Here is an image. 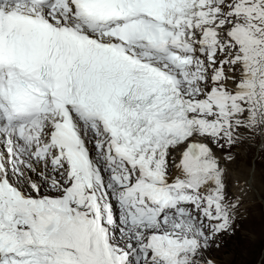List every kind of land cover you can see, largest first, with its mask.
<instances>
[{
  "label": "snow or ice",
  "instance_id": "1",
  "mask_svg": "<svg viewBox=\"0 0 264 264\" xmlns=\"http://www.w3.org/2000/svg\"><path fill=\"white\" fill-rule=\"evenodd\" d=\"M256 137L264 0H0V264H264Z\"/></svg>",
  "mask_w": 264,
  "mask_h": 264
},
{
  "label": "rangeland",
  "instance_id": "2",
  "mask_svg": "<svg viewBox=\"0 0 264 264\" xmlns=\"http://www.w3.org/2000/svg\"><path fill=\"white\" fill-rule=\"evenodd\" d=\"M261 144L262 141L259 137L255 139L246 138L232 149V152L236 156L233 167L240 171L244 166L251 165V168L259 175L257 176L259 180L256 185L262 190V192L260 191V197L256 194L253 195V199H251V193H254V191L250 190V194L247 193V196L251 201L245 197L248 211L247 215L240 221L241 228L235 238L240 251H243L245 246H251L254 240L253 244L258 246L261 233L264 231V147H261ZM245 148L248 150L246 154L244 153ZM246 155H249L248 159L245 157ZM232 243L233 241L230 240L229 244L231 245ZM220 255L224 259H231V256H224L223 253ZM236 260L237 264H241L242 257L237 256Z\"/></svg>",
  "mask_w": 264,
  "mask_h": 264
},
{
  "label": "bare ground",
  "instance_id": "3",
  "mask_svg": "<svg viewBox=\"0 0 264 264\" xmlns=\"http://www.w3.org/2000/svg\"><path fill=\"white\" fill-rule=\"evenodd\" d=\"M248 150H249V147H248ZM248 150L245 148L244 153L246 154ZM245 157H247V159H248V158H249V155H246ZM240 171L244 173V178H245V179H248V180L251 182V184H252V191H254V193H251V199H253V195H256V194H258L259 197H260L262 190H261V188H260L259 186L256 185V183H257L258 180H259V179H257V176H259V175H257V173H256L255 171L248 172V166H247V167L244 166ZM257 184H258V183H257ZM258 188H259L260 190H259ZM260 191H261V192H260ZM248 194H250L249 191H248ZM246 198H247L249 201H251L250 198H249L247 195H246ZM246 198H245V199H246ZM254 242H255V240L252 242V245H254V244H253ZM255 245H256V244H255Z\"/></svg>",
  "mask_w": 264,
  "mask_h": 264
}]
</instances>
